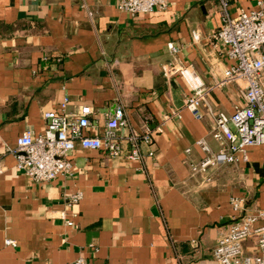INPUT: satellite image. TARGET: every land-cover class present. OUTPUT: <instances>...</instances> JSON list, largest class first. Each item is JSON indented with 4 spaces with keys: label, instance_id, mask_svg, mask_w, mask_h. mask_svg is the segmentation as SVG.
I'll return each mask as SVG.
<instances>
[{
    "label": "crops",
    "instance_id": "0c3cea01",
    "mask_svg": "<svg viewBox=\"0 0 264 264\" xmlns=\"http://www.w3.org/2000/svg\"><path fill=\"white\" fill-rule=\"evenodd\" d=\"M223 1L231 17L264 9V0H167L165 10L133 16L118 0H0V264H218L217 238L238 216L232 199L243 198L246 212L264 210V144L249 147L248 160L211 168L210 180L193 175L189 161L205 155L197 140L221 146L214 120L187 110L190 88L164 74L174 60L207 86L223 76L232 60L210 40ZM244 87L213 88L210 102L231 114ZM66 96L70 113L93 108L88 134L103 133L120 108L128 124L116 133H136L141 157H127L128 142L116 158L77 143L72 174L30 180L9 149L27 131L44 132V112ZM77 192L81 200L70 203ZM255 246L244 242L247 252Z\"/></svg>",
    "mask_w": 264,
    "mask_h": 264
},
{
    "label": "built area",
    "instance_id": "2783aa9c",
    "mask_svg": "<svg viewBox=\"0 0 264 264\" xmlns=\"http://www.w3.org/2000/svg\"><path fill=\"white\" fill-rule=\"evenodd\" d=\"M224 9L222 25L210 35L211 42L223 45L226 54L232 60L223 76L216 80L214 86H207L192 65L169 61L164 66L167 78L181 77L191 93L185 97L184 107L197 119L210 116L214 120L212 136L220 143L217 151L212 150L206 140L200 138L197 144L204 151L199 163L189 161L193 175H203L210 180L208 172L221 162L235 163L240 157L248 160L247 151L251 146L264 144V9L252 11L241 10L236 17L227 11L228 3L222 2ZM119 10L131 15L151 13L157 8L165 10L167 0H118ZM200 34L193 32V39L199 40ZM172 54L179 48L172 42L168 44ZM233 82H244L242 90L244 103L236 106L231 114L217 110L210 102L213 88ZM71 98L66 96L60 108L44 112L46 128L40 134L27 131L18 137L16 146L9 151L16 156V167L34 182H48L59 176L72 174L74 163L72 153L78 143L83 149L104 150L110 157L124 154V142L131 144L127 153L130 159H139L138 135L130 133L125 138L117 135L119 127L127 126V119L120 108L113 118L106 123L101 134H88L93 126L90 116L94 113L91 106L82 104L76 113L67 110ZM174 110L172 115L179 114ZM172 115H166L170 118ZM151 141V133L144 135ZM191 148L186 149L187 155ZM150 154H153L152 152ZM82 193L70 197V203H78ZM232 205L238 212L236 219L228 224L217 238L213 249L214 259L218 264H264V210L246 212L243 198L232 199ZM67 224L74 225L73 220ZM248 238L256 239L255 250L247 252L244 242ZM7 244H15L8 239ZM68 264H89L83 257Z\"/></svg>",
    "mask_w": 264,
    "mask_h": 264
}]
</instances>
